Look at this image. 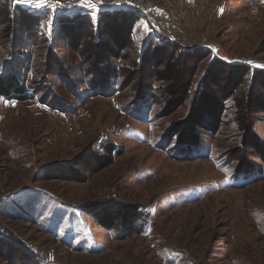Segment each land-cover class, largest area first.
Returning a JSON list of instances; mask_svg holds the SVG:
<instances>
[{
    "label": "rangeland",
    "instance_id": "obj_1",
    "mask_svg": "<svg viewBox=\"0 0 264 264\" xmlns=\"http://www.w3.org/2000/svg\"><path fill=\"white\" fill-rule=\"evenodd\" d=\"M142 1L133 44L114 58L121 74L94 93L93 75L75 72L87 57L99 73L94 56L113 49L111 37L97 45L88 20L77 29L56 18L94 21L117 6L0 0L27 28L1 12L0 79H15L22 96L0 94V264H264V80L242 78L219 130L187 159L167 135L197 104L207 109L201 99H221L237 73L224 64L264 70V0ZM155 35L181 48H167L162 66L149 50L139 68L136 52ZM186 79L185 103L166 116L162 102L137 100L147 84L168 97ZM106 142L123 151L97 172L73 174L80 154ZM93 204L140 206L144 218L123 234L97 224Z\"/></svg>",
    "mask_w": 264,
    "mask_h": 264
},
{
    "label": "trees",
    "instance_id": "obj_2",
    "mask_svg": "<svg viewBox=\"0 0 264 264\" xmlns=\"http://www.w3.org/2000/svg\"><path fill=\"white\" fill-rule=\"evenodd\" d=\"M112 9V8H110ZM105 10L100 13V16L96 18V20L92 21L90 17L84 14L77 15H69V16H59L56 18L59 26L63 25L62 23L66 20H70L71 26L77 29L78 27L85 21L88 20L90 38H94V43L97 45L101 42V37L109 36L112 39L113 44L110 45L113 49H106L105 54L102 57L94 56L93 65H98L99 73H94V69L92 67L86 68L85 60L87 57L79 63V67L75 74H77L80 68L85 71L84 73L92 76V86L94 90L97 88L99 90H92L94 93H98L101 89L107 90L111 85L110 80L117 73L121 74L122 67L116 63L114 58H122V52L128 47V45L133 44V33L136 28V25L139 22V13L136 11H132L125 8H116L113 10ZM2 12V15H1ZM0 15L5 19L12 22L11 26L20 23V29L22 32L27 31L26 24H24L25 18L18 17L14 18L9 9L1 8L0 6ZM22 20V21H21ZM10 30V29H9ZM11 32H9L10 38L14 34V28H11ZM62 30H60L61 33ZM63 37V36H60ZM152 38L148 41L146 46L143 48L141 52H136L138 55L137 66L139 68L145 65L144 59L147 52L157 50L151 59H155V62H158V66H162L164 64L163 52L169 47L181 48V45L169 41L168 39L161 36H150ZM16 40V39H15ZM78 40H83V37L78 36L76 42ZM80 42V41H79ZM75 43V42H74ZM93 46V45H92ZM83 47V46H82ZM176 50V51H177ZM161 53L158 54L159 52ZM97 54V50H95ZM189 53V50L185 49L184 54ZM177 54V53H175ZM101 60V61H99ZM154 63V60H151ZM140 64V65H138ZM231 70H235L237 73L235 77L233 76L228 83L227 92L223 90L221 92V99H215L211 97H205L203 103L207 102V109L202 104H197L196 108H194L193 112L187 116V118L183 119L179 124L173 126L170 131L167 133L168 137L176 138V142L178 144V149L180 154L182 155V159H187L188 156L196 151H200L202 146L203 134L205 133H215L219 130L223 116L222 114L228 107L230 97L234 96V92L238 83L241 82L242 78L247 79L250 77V84L254 82V80L259 78V80H264V70H260L252 67H237L235 65H227ZM152 69H156L155 65ZM163 72L158 71L154 73V75L147 79V81L157 82L160 77H163ZM91 80V79H90ZM15 79L6 81V84L3 82V79H0V94L7 98L13 97H21L18 92L21 91V86H17V82H14ZM264 82V81H263ZM148 83V82H147ZM190 85V80L186 79L179 85L177 89H173L170 96L164 97L163 92L166 89H161L160 87H154L151 84H147L144 90L138 94L137 100H143L146 97L147 101L152 102V104H160L162 102L163 108L161 114L166 116L174 111H176L180 106L185 103L186 94ZM202 98V97H201ZM208 118L211 120L208 121ZM123 151L120 148H117L116 144L113 142H106L104 144L99 145V149H89V151L84 152L78 156L76 159V167L79 168V171L73 172L79 178L82 176L81 174L87 175V173L97 172L106 166H108L112 162V157L121 153ZM85 155V156H84ZM81 162H80V161ZM75 162V161H74ZM234 162V161H232ZM73 164V163H72ZM72 169H74V166ZM239 172V171H238ZM241 175V173L239 174ZM89 213L92 215L94 220L100 226L113 229L119 228L120 232L125 234L127 232L134 231L137 226L142 222V218H144V213L142 212V208L140 206L132 207L127 205H122L118 211H108L103 209L102 206L98 204H93L88 208Z\"/></svg>",
    "mask_w": 264,
    "mask_h": 264
},
{
    "label": "built area",
    "instance_id": "obj_3",
    "mask_svg": "<svg viewBox=\"0 0 264 264\" xmlns=\"http://www.w3.org/2000/svg\"><path fill=\"white\" fill-rule=\"evenodd\" d=\"M95 7L105 8L110 6H117L118 8H125L129 10H134L139 13H144L145 5L142 0H93ZM70 5L64 4L63 7H68Z\"/></svg>",
    "mask_w": 264,
    "mask_h": 264
}]
</instances>
